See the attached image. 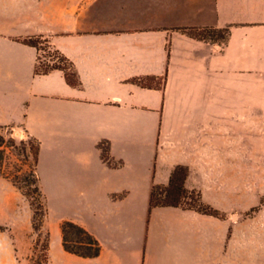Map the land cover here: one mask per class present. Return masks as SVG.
<instances>
[{"label": "crops", "instance_id": "obj_1", "mask_svg": "<svg viewBox=\"0 0 264 264\" xmlns=\"http://www.w3.org/2000/svg\"><path fill=\"white\" fill-rule=\"evenodd\" d=\"M191 26L231 28L225 44L174 30ZM29 37L48 39L80 86L35 74ZM145 76H165L164 89L132 83ZM0 126L39 142L47 264H264V206L246 216L264 196V0H0ZM177 166L225 219L148 213L152 185ZM7 184L0 264H29L30 221ZM64 220L98 240V257L64 251Z\"/></svg>", "mask_w": 264, "mask_h": 264}, {"label": "trees", "instance_id": "obj_2", "mask_svg": "<svg viewBox=\"0 0 264 264\" xmlns=\"http://www.w3.org/2000/svg\"><path fill=\"white\" fill-rule=\"evenodd\" d=\"M231 27L214 28V27H178L175 31L185 34L191 38L218 44H225ZM25 45L33 47L37 51L36 65L34 73L37 75H45L51 71L58 70L64 75L65 81L72 87H79L80 81L73 64L57 49H55L48 39L42 37H29L21 40ZM44 52L46 55H41ZM168 55V46H167ZM44 58V60L42 59ZM166 77L145 76L132 80V83L143 88L163 90ZM12 129L13 127H2L1 129ZM28 136V135H27ZM31 140V160L26 153L25 143L20 141L17 143L15 139L9 135L6 138L0 132V175L9 180L17 189L20 195L27 201L32 212L31 227L37 238L33 243L32 255L40 251V262L47 264L48 252L50 244V234L47 230L44 231L42 238V230L48 218L47 199L42 190L40 179L38 176V154L40 145L39 142L28 136ZM101 149V158L111 167H119L121 162L113 163L108 155V143H101L98 146ZM6 149H13L17 156H21V162L27 166L26 171H22L20 167H15L14 171H7L4 167V154ZM188 174V169L183 166H177L170 174L167 185L159 186L152 185L148 203V213L155 207H173L183 210H192L200 214L212 216L218 219H225V214L204 204L201 200L200 193L196 190H188L185 187V180ZM264 201L261 200L259 206L251 208L246 216H250L258 211ZM5 228L0 226V231ZM60 231L62 237V247L64 251L84 259H93L99 256L101 246L98 240L91 235L83 227L64 220L60 223ZM33 259V258H32ZM39 264V263H38Z\"/></svg>", "mask_w": 264, "mask_h": 264}, {"label": "rangeland", "instance_id": "obj_3", "mask_svg": "<svg viewBox=\"0 0 264 264\" xmlns=\"http://www.w3.org/2000/svg\"><path fill=\"white\" fill-rule=\"evenodd\" d=\"M40 54L46 55L44 52H40ZM44 60V58H42ZM6 138H8L9 135H11L15 141L17 143H19L20 141H23L25 143V147H26V153L27 156L29 158V161L31 160V143H29L31 140L29 139V137L27 136V134L18 128H12V129H1L0 131ZM22 157L21 156H17L16 151H14L13 149H6L5 154H4V167L6 172L7 171H14L15 167H20V169H22V171H26L27 170V166L21 162ZM1 177V176H0ZM7 181V188L9 190L8 193L13 194L14 195V199H15V212L16 214L19 216V218L21 219V221L23 222V220L25 219V221L27 219H29V227H30V235H31V239L30 241H32L33 243L35 242L37 236L36 234H34L33 230L31 229V210L29 208V205L27 203V201L19 194V192L17 191V189L13 186V184L5 179ZM0 199H1V193H0ZM264 201V196L262 197V199ZM259 206V204L257 205ZM264 206L263 205L260 206V208ZM256 207V206H255ZM259 208V209H260ZM258 212V211H256ZM256 212H254L253 214H251L250 216H253ZM247 216V217H250ZM21 222V223H22ZM46 229L44 228V230H42V238L44 236V231ZM33 247V244H32ZM40 251L38 250V252H36L35 255H32V251L30 253V257H29V264H43L42 262H40ZM33 258V259H32Z\"/></svg>", "mask_w": 264, "mask_h": 264}]
</instances>
